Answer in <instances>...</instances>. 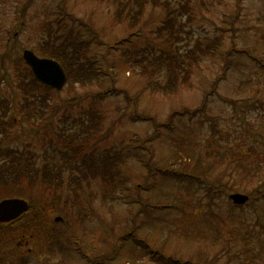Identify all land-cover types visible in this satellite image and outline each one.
Listing matches in <instances>:
<instances>
[{
  "label": "rangeland",
  "instance_id": "rangeland-1",
  "mask_svg": "<svg viewBox=\"0 0 264 264\" xmlns=\"http://www.w3.org/2000/svg\"><path fill=\"white\" fill-rule=\"evenodd\" d=\"M135 8L143 11L133 27L112 21L119 9L125 15ZM166 13L177 15L181 23L176 24V43L159 31ZM76 18L90 20L96 36L108 42L89 46L106 75L47 91L28 74L21 80L13 62L22 50L39 54L37 44L48 29L58 40L69 38ZM213 36L222 38L223 53L216 50L191 61L190 75L179 83L168 85L173 83L166 74L169 60L149 61L162 48ZM158 77L166 81L168 92L140 91L146 80ZM25 98L32 99L30 112L21 111ZM36 106L41 114L32 112ZM155 128L161 132L147 141ZM74 132L85 144L83 151H78ZM248 145L264 151V0H0V169H5L7 156L19 153L21 162H32L37 169L49 163L57 175L60 162L87 148L94 165L111 149L107 158L130 179L123 188L90 179L73 189L65 172L61 185L48 192L51 205H40L33 184L35 208L45 213V220L36 221L34 228L28 225L25 234L0 239V264H11V256L13 264H105L107 257L112 264H159L133 240L121 239L130 215L146 231L165 237L172 255L187 257L203 248L225 264L242 262L241 234L252 232L248 239L257 250L250 264H264V229L253 231V208H230L224 195L209 201L203 184L181 174L184 167L193 172L197 167L218 185L229 165L233 172L223 177L231 186L228 192L241 184L243 189L236 191L246 193L251 184L239 182L236 163L242 153L249 159L257 156ZM147 155L178 175L150 174L154 167L144 160ZM137 180L149 183L147 191L140 190L145 198L135 202L132 183ZM10 186L0 180V198L12 192ZM22 186H30L27 178ZM157 204L169 207L158 209Z\"/></svg>",
  "mask_w": 264,
  "mask_h": 264
},
{
  "label": "trees",
  "instance_id": "trees-1",
  "mask_svg": "<svg viewBox=\"0 0 264 264\" xmlns=\"http://www.w3.org/2000/svg\"><path fill=\"white\" fill-rule=\"evenodd\" d=\"M121 11L122 9H119L118 11L114 12L112 21L126 23L128 27H133L138 21L143 10H137L135 8L132 12L127 11L125 15H120ZM177 17L178 16L175 14L166 13L158 26L159 31H161L165 35V37L167 38V42L169 43H176L175 40L178 37V34L176 32L178 26L181 23H179V19ZM70 30V33L72 35L69 38L67 37L58 40V36L52 35L51 30L48 29L47 35H45V37L42 38V41L37 44L39 54L47 57H52L60 62L68 78L67 86H71V84H74V82H78L81 85L92 79H97V81L101 80L102 77L106 75L107 71L101 67L102 65L100 63V57L97 56V54L95 55L94 53H89V46L90 44L92 46V42L98 44L106 43L109 46L108 42L100 40L96 36V31L93 29L91 21L84 18L74 19ZM184 33L186 32L184 31ZM181 35L185 37V34ZM223 45L224 42H222V38H219V36H213L209 39L207 38L206 40L197 38L195 41L191 42V44L186 42L184 46H172L173 48H169L167 50L162 48L163 51H161V53L159 54L151 56L149 58V61L153 64L155 59L158 61H162L163 59L169 60L166 65V74L169 76V80L173 81V83L170 82L168 83V85H172L175 83H179L180 78L183 80L185 77L190 75V67L193 65V62L191 61L200 59V57L204 54L206 56H210L214 54L216 50H219L223 53ZM180 47L182 49H180ZM178 49L180 50L177 51ZM147 53L149 54L148 51ZM18 57V60L16 62H13V64L16 68L17 76L20 77L21 80L28 74L31 78V81L35 84L36 87L42 86L45 91L54 90L53 88H50L37 81L33 77L29 67L24 64L21 55H19ZM136 59L137 56L135 57L133 63L136 62ZM152 64H150L149 68H151ZM20 65H23V67H20ZM24 69H27V73L24 71ZM168 85L166 84L165 80H163L161 77H158L156 79H152V81L146 80V83L140 91H146L145 88H148L149 90H153V92L156 91L166 93L168 92L166 90V87H168ZM175 90L176 87L174 91ZM33 91L34 90L31 91L32 95H34ZM37 98L40 100V102H44L43 97L37 96ZM31 101L32 99L29 100V98H25L24 103H21V111L26 110L30 112L28 106ZM37 110L40 111V108L37 109L36 106L35 111L32 112L34 114H41ZM159 132H161V130H159V128H155L153 130V133L149 135L147 141L154 139ZM74 135L78 138V141L76 142L77 147H79L78 151H83L85 144H82V142L80 141V135L76 132H74ZM82 138H85V136H82ZM75 147L76 146L72 147L73 150L75 149ZM247 147L250 149H255L252 145H248ZM110 152H112L111 149L104 152L105 155L102 156L103 159L102 157L100 159H97L95 161L97 162V164L94 165L93 161H89V159H94L92 158L94 154L91 153V149L87 148L85 149V152H83V154H81L82 152H79L77 155H73L70 158L60 162L62 171H59L57 175H54L56 172L55 168H53L49 163L44 165L40 169H37L33 166L32 162H21L20 159H22V155L19 153H17V155H14V158H12L13 156H11L9 160H7V156L5 160V169H0V180H2L3 182L6 181V183H11L9 190H11L12 192L9 193L8 191V193L3 196L15 195L25 197L28 199L30 207L20 217L9 222L0 223V239L4 237L10 238V236L18 234L17 232L25 234L27 228H29L30 225H33L31 227L34 228V223H36V221H39L40 219L45 220V213L35 208L37 200L36 194L32 191V188L34 187L32 186L33 184H37V192L39 193V197H41L39 198V201L42 200L40 205L52 204V202L49 201L50 199L48 192L51 193L54 188H57L61 185L60 181H63V174L65 172L69 177L70 184L72 185L73 189L82 187V182L89 181L90 179H100L101 183H103L105 186L111 185L112 188L117 185H120L123 188L126 184L127 179H130L128 176L122 174L121 172L119 173V170L118 168H116L114 161H111L107 158L110 156ZM115 152L119 153V151ZM216 154L217 153L214 151L213 155ZM255 155H257L255 158L249 159L247 158L248 155L246 153H242L240 155L242 157H239V159H237L236 169H241L239 182L241 179V181L243 182V187H245L248 183L251 184V187L246 190L248 199L246 200V202L241 204L233 203L228 197V191L231 189V186L228 180H224L223 177L226 174L233 172V170H227L230 169L229 165H226L227 169L225 170L222 178L219 180L218 185L214 180L209 181V179H206L205 172L199 173L200 171L197 167H195L196 172L189 171L186 167H184L182 168L181 174L185 173V177L195 178L200 183V185L203 184L204 194L209 201H214V199L218 197V195H224L225 199L228 200L230 208L237 207L242 209V207L251 206L254 212L253 231L258 227L264 229V151L261 149L256 150ZM143 158L144 160L148 161L149 166L154 167L153 170H149L150 174H154L155 171L159 170V173L161 174L167 173L170 176L175 177L179 173V171L176 169H170L168 164L166 165V163L164 162L154 160V156L147 155ZM118 159L123 161V158ZM234 174L238 176L235 171ZM97 176H99V178H97ZM25 178H27L30 185L28 189H24L22 186V180ZM142 179H144L143 175ZM148 183L149 180H137L132 183L136 194L135 197H133L135 202L138 199L145 198L141 195L140 190L144 189L145 191H147ZM239 186H237V188H235L234 190L243 189L241 184ZM146 194H148V192H146ZM42 197H44L46 201ZM135 204L136 203H134V205ZM148 204L151 205V202ZM161 207L168 208L169 205H156V208L158 209H160ZM127 221L129 223V226L124 228V232L120 234L121 239L123 241H127L129 239L133 240L135 242V245L142 247L148 253L151 252L152 255L158 260L159 264H225L224 262H219L218 259L210 258L209 255L205 253L206 250L203 248L197 249L193 254L187 257H184V254H179L180 257L174 256L171 254L172 252H167V250L169 249L165 245V237H161L154 232L146 231V229L140 227L139 219L135 218V215H130L129 217H127ZM49 234L50 235L47 237L51 236L50 232ZM54 236L56 238V243H58L59 245L58 249H63V242L60 240L59 236L56 234H54ZM248 237L253 238L252 232L241 234V240L244 242L242 245L243 259L239 264H245V262H248L250 264L251 256L254 254L255 250H257L252 245V238L249 240ZM113 251L110 255L111 258L113 255ZM172 251L174 252L176 251V249H172ZM92 260L89 262L92 263ZM14 262L15 259L13 256H11L9 258V263L13 264ZM24 264H27V262ZM105 264H112L111 260L108 257Z\"/></svg>",
  "mask_w": 264,
  "mask_h": 264
},
{
  "label": "water",
  "instance_id": "water-1",
  "mask_svg": "<svg viewBox=\"0 0 264 264\" xmlns=\"http://www.w3.org/2000/svg\"><path fill=\"white\" fill-rule=\"evenodd\" d=\"M22 56L26 64L30 67L34 77L42 83L60 89L66 82V74L62 66L54 59L36 55L30 49H24ZM235 203H244L248 196L241 192L229 194ZM29 204L21 197H5L0 200V222H6L18 217L26 211ZM60 219V216L56 217Z\"/></svg>",
  "mask_w": 264,
  "mask_h": 264
}]
</instances>
